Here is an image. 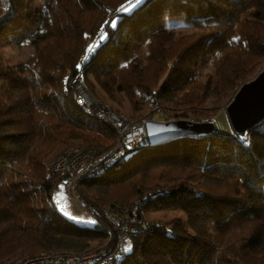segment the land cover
<instances>
[{"label": "trees", "instance_id": "trees-1", "mask_svg": "<svg viewBox=\"0 0 264 264\" xmlns=\"http://www.w3.org/2000/svg\"><path fill=\"white\" fill-rule=\"evenodd\" d=\"M134 3L45 0L47 13L39 21L43 35L31 41L35 54L9 64L2 63L1 49L31 37L32 8L30 0H0V264L60 249L56 237L67 251H76L69 241L95 239L110 254L118 235L100 206L121 210L117 205L128 206L134 197L140 223L128 232L131 249L125 251L124 244L113 264H148L141 253L150 237L169 249H155L151 264H264V157L259 155L264 121L248 130L245 139L213 128L153 145L145 137L135 146L125 145L115 161L75 185L94 207L95 223L79 224L60 208V182L67 173L55 169L54 155L75 142L99 158L117 141L111 124L79 105L72 84L77 75L87 81L89 74L112 71L120 91L138 88L154 106L150 120L158 114V100L170 94L174 113L162 109L164 121L178 116L204 121L215 118L216 105L264 67V23L253 11L264 0H146L123 12ZM113 20L116 28L108 23ZM165 22L194 29L160 43L153 35ZM210 40L219 44L212 69L197 74L195 65ZM146 47L152 72L139 80L127 62ZM129 71L132 77L123 76ZM209 93L219 102L214 107L205 106ZM9 138L17 139L12 156L6 151ZM104 180L115 190L126 181L125 197L116 201L113 191L90 190ZM181 190L188 194L178 200ZM157 206L198 209L206 231L187 238L173 222L162 227L143 218L144 210ZM194 248L199 249L196 255Z\"/></svg>", "mask_w": 264, "mask_h": 264}, {"label": "rangeland", "instance_id": "rangeland-1", "mask_svg": "<svg viewBox=\"0 0 264 264\" xmlns=\"http://www.w3.org/2000/svg\"><path fill=\"white\" fill-rule=\"evenodd\" d=\"M31 2V8H32V16L30 19V26H29V32L31 33V37L28 38V40H22L20 43H9L6 44L2 47L1 49V55H2V63H9V64H16L17 62H26L29 58H32L33 55L35 54V48L33 47L32 40H40V38L43 35V30L40 28V23L39 21L44 18V16L47 13V6L45 4V0H30ZM257 10L259 12V18L262 23H264V4L253 8V11ZM194 28L188 27L184 24H173L170 22H165L161 28H159L155 34L153 35V39L160 43H171L172 41L177 40L178 37H181L183 34L190 33ZM145 46V45H144ZM219 47V44L210 40L205 48L204 54L201 58V60L195 65V72L198 73H204L207 71H210L213 66V56ZM147 51L148 48H143L140 53L134 55L132 59H130L127 63L130 69L134 74H136L139 77V80L145 79V76L147 77L152 70L149 69V66L147 67ZM264 69V67L260 68L258 71H256L252 76L248 77L247 79L243 80L241 83L238 84L236 87L235 91L238 89V87L245 81H248L252 79L256 74L261 70ZM131 72H125L123 76L125 75L126 78L128 76L133 75ZM125 78V77H124ZM116 76L112 71L109 70H104L100 71L96 74H89L87 77V81H83L80 79L79 75H77L74 78L73 81V86L76 89L77 93L82 96L83 93H86L88 97L92 101H94L95 106H88V111H90L92 114L101 115L104 113L106 115L107 119L109 116H119L122 119L128 123V126H130V123L132 122L134 124L137 123H144L148 119V114L152 111H155L154 106L152 108V105L149 104V102L145 99L144 95L138 91V88H128L127 90L120 91L119 89V83L118 79L116 80ZM159 83V81L157 82ZM155 87V86H154ZM80 91V92H79ZM234 91V93H235ZM234 93L229 97V99L222 100L221 103L218 102L217 97L214 96V93H209L207 100L205 102V106H211L214 107L217 102L219 104L216 105V109L218 112L217 115L211 116L210 119L204 120V121H198L193 119L192 117H186V116H178V117H173L169 120H177V119H182V120H188V121H196V122H209L211 123L212 129H217L220 132L223 133H229L231 135L230 128L227 123V119L225 116L224 108L225 106L231 101ZM77 96V94H76ZM171 95L170 94H165L161 97V99L158 100V104L156 106L158 107V114H156L152 119L153 121H164L163 120V111L162 109L166 108L167 114H173L174 111L171 110V103L169 102ZM133 99V100H132ZM133 102H132V101ZM151 106V107H150ZM164 107V108H163ZM97 109L100 110L97 111ZM161 110V111H160ZM178 115L180 114V111L177 112ZM98 116V115H97ZM165 120V121H169ZM116 131V129H115ZM118 131V130H117ZM119 132H121L119 130ZM117 134V132H116ZM16 143L17 139L14 138H9L6 140L5 145H6V151L8 156H12L13 152L16 148ZM75 142L72 143H67L61 147L59 152H57V155H54V163L56 162L57 158H59L60 155L64 154L67 152L69 149L73 147H77L79 151L83 150L84 154H89L92 153L91 150H85L84 145H78L74 144ZM76 148V149H77ZM259 155L261 157H264V147L259 148ZM113 179V178H109ZM117 179V178H116ZM204 182L208 184H219V182L216 179L213 178H205L203 180ZM105 182V183H104ZM104 182L97 183L96 185H93L90 190H94V192H98L99 194H109L110 191H113V196L116 201H120L122 198L125 197L126 193V187L123 186L125 182L118 183L116 187H118L117 190L113 188V184L111 183H106ZM123 183V184H122ZM120 184V185H119ZM61 185V182H60ZM60 189L62 191V194L59 198V205L62 210V212L71 218L72 220L76 221L79 224H92L93 221V216L91 214H88L86 211L81 209L78 205L74 203V201L69 198L70 196L68 195L67 191H63L62 186H60ZM73 195H76L78 199H82L85 201L87 206L94 211V207L92 205H89L87 200L81 196H79L76 192V187L71 189ZM125 191V192H124ZM188 191H178L176 193V198L178 200H181L184 195H187ZM132 197V196H130ZM114 200V199H113ZM138 197L131 198L129 200L128 206H121L117 205L120 207L121 210H118L116 208L109 207V206H100V209H111L115 211L119 217V222L121 226L118 228L112 229L110 227V230L112 233H114L115 238H117L118 232L122 231L126 235H128V232L133 231L132 228H134V225L140 223V217L138 216V213L135 212L134 215L130 214V207L132 206V203L138 202ZM131 205V206H130ZM198 209H188V210H182L180 208L176 207H152L148 210H144L143 212V218L147 219L148 221H157L162 227L167 226V223H175L176 228L179 233L182 234V236H185L187 238H192L197 235H200L204 233L206 230L204 229V223L202 221V217L198 213ZM132 218H135L134 220ZM109 223V221L107 220ZM122 227V228H121ZM124 227V228H123ZM55 242V247L60 248V249H53L50 251H61L65 250L62 247L64 241L60 240L59 237H56L54 240ZM70 246H72L73 249H76V252L79 253H87V254H92V253H103L105 252V245H100L98 243V240L95 239H84V240H79V241H69L68 242ZM131 243V240L129 239L128 242H125V248L128 247V245ZM163 240H158L154 238H148L144 244V250L141 253V258L143 259L144 262L151 264L152 263V252L159 248L165 252H169V249L167 246L164 245ZM183 245L184 241H183ZM198 248L191 249L192 255H196L198 252ZM50 251H45V252H50ZM41 253V252H40ZM37 253V254H40ZM44 253V252H42ZM33 254H28L26 256H31ZM23 256L22 258H24ZM21 259V258H19ZM9 261V260H8ZM7 264H11L10 261Z\"/></svg>", "mask_w": 264, "mask_h": 264}, {"label": "built area", "instance_id": "built-area-1", "mask_svg": "<svg viewBox=\"0 0 264 264\" xmlns=\"http://www.w3.org/2000/svg\"><path fill=\"white\" fill-rule=\"evenodd\" d=\"M85 97L86 95L82 94L81 96L78 93L76 96L79 105L83 109L88 110V106H95L94 101L91 99L90 105H86ZM97 111L100 112L99 109H97ZM97 115L116 129L117 141L115 146L99 158L95 157L93 153L87 155L84 154L83 150L79 151L80 149L78 150L77 147H73L60 155L54 163L55 169L67 173V176L61 181L60 185L62 186L63 191H67L70 196L69 198H71L81 209L88 214H91V216H93L92 218H94V212L87 206L84 200L78 199L76 195H73L71 189L75 187L80 178L95 176L104 167L115 161L122 154L125 145L135 146L141 143L145 137L144 123L134 124L132 122V124L130 123V126H128V123L119 116L112 115L108 117L110 119H107V116L104 115V113L101 115L98 113ZM119 130L121 132H119ZM136 210V205L134 204L130 208V214L134 215L135 212H137ZM100 213L109 221V224L113 228L121 226L119 217L115 211L111 209H101ZM132 219L134 220L135 218ZM126 241L127 235L124 232L119 231L117 246L110 254H106L105 252L87 254L76 251L58 250L25 256L11 264H113Z\"/></svg>", "mask_w": 264, "mask_h": 264}, {"label": "water", "instance_id": "water-1", "mask_svg": "<svg viewBox=\"0 0 264 264\" xmlns=\"http://www.w3.org/2000/svg\"><path fill=\"white\" fill-rule=\"evenodd\" d=\"M231 135L245 139L248 130L264 121V69L252 79L243 82L224 108ZM211 123L188 120L144 122V134L148 144H156L170 137L195 134L211 130Z\"/></svg>", "mask_w": 264, "mask_h": 264}, {"label": "snow or ice", "instance_id": "snow-or-ice-1", "mask_svg": "<svg viewBox=\"0 0 264 264\" xmlns=\"http://www.w3.org/2000/svg\"><path fill=\"white\" fill-rule=\"evenodd\" d=\"M146 0H135V3L131 5V7H123V12L124 13H130L132 12L137 6H141L143 3H145ZM113 28L117 27V21H109L108 22ZM104 37H101V40L103 41ZM90 52L94 51V49L90 48ZM92 223H95V221H92ZM131 245H128L127 248H125V251H129L131 249Z\"/></svg>", "mask_w": 264, "mask_h": 264}, {"label": "bare ground", "instance_id": "bare-ground-1", "mask_svg": "<svg viewBox=\"0 0 264 264\" xmlns=\"http://www.w3.org/2000/svg\"><path fill=\"white\" fill-rule=\"evenodd\" d=\"M80 92V91H79ZM84 95H86V93H83ZM86 105H90V97H88L87 95H86ZM88 178V177H87Z\"/></svg>", "mask_w": 264, "mask_h": 264}]
</instances>
